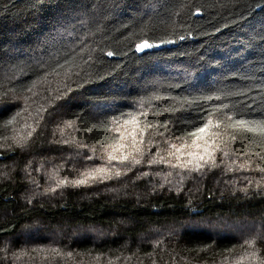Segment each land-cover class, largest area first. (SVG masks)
<instances>
[{"label": "trees", "instance_id": "trees-1", "mask_svg": "<svg viewBox=\"0 0 264 264\" xmlns=\"http://www.w3.org/2000/svg\"><path fill=\"white\" fill-rule=\"evenodd\" d=\"M0 264H264V0H0Z\"/></svg>", "mask_w": 264, "mask_h": 264}, {"label": "snow or ice", "instance_id": "snow-or-ice-1", "mask_svg": "<svg viewBox=\"0 0 264 264\" xmlns=\"http://www.w3.org/2000/svg\"><path fill=\"white\" fill-rule=\"evenodd\" d=\"M181 39H183V37H181ZM167 43H172V41H167ZM153 45H151V44H149V43H147V42H144V43H141V44H139L138 46H137V50L138 51H144L146 48H150V47H152ZM107 55L108 56H112L113 55V53H111V52H108L107 53ZM9 123H12V121H9ZM206 131V129H204V128H201L200 129V133L202 134V133H204ZM125 159H127V157H125ZM81 183H83V181H81ZM251 243V242H250Z\"/></svg>", "mask_w": 264, "mask_h": 264}, {"label": "bare ground", "instance_id": "bare-ground-1", "mask_svg": "<svg viewBox=\"0 0 264 264\" xmlns=\"http://www.w3.org/2000/svg\"><path fill=\"white\" fill-rule=\"evenodd\" d=\"M238 167H240V166H238ZM241 169V168H240Z\"/></svg>", "mask_w": 264, "mask_h": 264}]
</instances>
